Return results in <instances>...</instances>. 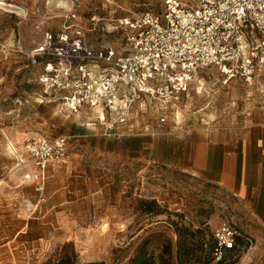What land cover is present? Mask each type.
Instances as JSON below:
<instances>
[{"label":"rangeland","instance_id":"1","mask_svg":"<svg viewBox=\"0 0 264 264\" xmlns=\"http://www.w3.org/2000/svg\"><path fill=\"white\" fill-rule=\"evenodd\" d=\"M160 5L0 0V264H178L180 242L191 252L189 264H264V242L242 233L248 220L234 197L171 166L165 152L170 140L196 131L256 123L264 109L255 91L251 97L243 83L223 84L216 70L203 71L180 104L166 110L159 103L138 104L129 125L110 135L103 130L106 117L68 115L29 64L48 33L79 31L94 47L119 45V19L160 14ZM133 136L146 143H127ZM40 137L67 142L65 158L49 166L41 194L19 167L24 143ZM222 223L241 236L233 252L218 258L208 247ZM180 228L190 233L180 237Z\"/></svg>","mask_w":264,"mask_h":264},{"label":"built area","instance_id":"2","mask_svg":"<svg viewBox=\"0 0 264 264\" xmlns=\"http://www.w3.org/2000/svg\"><path fill=\"white\" fill-rule=\"evenodd\" d=\"M160 6V14L119 19V45L94 47L79 31L48 33L29 64L68 115L106 117L104 134L127 127L138 104L159 103L164 110L180 104L197 74L210 69L223 84L241 82L251 97L255 91L264 109V0H161ZM66 151L63 137L24 143L19 167L36 192H43L49 166L62 162ZM240 236L222 223L213 233L215 256L234 249Z\"/></svg>","mask_w":264,"mask_h":264},{"label":"crops","instance_id":"3","mask_svg":"<svg viewBox=\"0 0 264 264\" xmlns=\"http://www.w3.org/2000/svg\"><path fill=\"white\" fill-rule=\"evenodd\" d=\"M255 122L239 129L196 131L185 139L170 140L165 152L171 166L231 194L240 215L248 220L242 233L264 242V117ZM128 141L146 143L139 136Z\"/></svg>","mask_w":264,"mask_h":264},{"label":"trees","instance_id":"4","mask_svg":"<svg viewBox=\"0 0 264 264\" xmlns=\"http://www.w3.org/2000/svg\"><path fill=\"white\" fill-rule=\"evenodd\" d=\"M176 233H178V235L180 237H183L184 233H185V235H188L190 232L188 231L187 228H180V229H176ZM196 234L200 235V234H202V231L198 230L196 232ZM239 240H240V237L236 241L238 242ZM208 249H209V253H212L215 255L216 250H217V243L215 242L214 239L211 240V243H210ZM234 250H235V248L232 250H224L222 256H225L228 253L233 252ZM190 254H191V252L189 251V248L184 244V242H180L179 243V251H178V264H189L190 262H189L188 258L190 256ZM133 261H134L133 264H147L146 261H142V260H133ZM218 264H223V262L219 261ZM231 264H233V262Z\"/></svg>","mask_w":264,"mask_h":264}]
</instances>
